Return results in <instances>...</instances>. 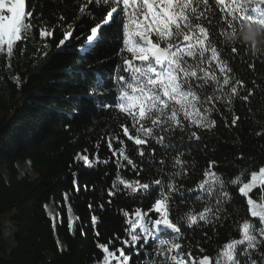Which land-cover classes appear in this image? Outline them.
I'll return each instance as SVG.
<instances>
[{
    "label": "snow or ice",
    "instance_id": "obj_1",
    "mask_svg": "<svg viewBox=\"0 0 264 264\" xmlns=\"http://www.w3.org/2000/svg\"><path fill=\"white\" fill-rule=\"evenodd\" d=\"M214 2L219 8V20L212 0H84L79 5L76 21L67 25L57 44L59 53L68 47L77 28L83 36L84 25L95 20L93 5L106 9V13L102 21L90 27L87 44L78 50L85 62L87 55L95 54L106 29H120L115 38L118 50L114 54L121 63L110 73L117 95L112 101L99 100L111 88L100 73L91 70L96 86L90 88L87 98L97 110L114 108L130 121L121 123L119 131L113 129L107 134V147L117 168L107 190L110 198L107 203L111 204V198L117 194L151 201L146 210L143 205L132 211L119 209L126 225L125 236H114L122 247L112 250L113 239L108 243L97 240L96 247L102 255L96 264H132L134 258L135 264H264V165L225 178L216 170L220 163L212 159L203 169L202 178L191 188L184 183L197 169L195 158L189 161L185 157L191 156L193 149H198L203 142L202 132H212L217 127L214 114H220L226 128H235L241 120L234 109L235 100L248 105L255 94L253 89H247L246 95L240 94L246 87L245 81L237 77L232 61L237 58L244 61L250 55L252 63L247 67L255 71L256 62L264 57V50L257 44L248 43L245 47L239 43L240 33L249 26L259 28V38L264 39V0ZM65 19L60 15V21ZM42 20L43 13H37L35 5L29 8L28 0H0V54L10 60L16 46L37 28L42 41L53 38L54 28L36 23ZM229 35L235 39H225ZM75 39L78 41L80 36ZM229 48L230 57L225 55ZM7 66L11 67L10 63ZM252 83L259 87L255 80ZM218 105L232 114L230 125ZM262 134L256 132L257 136ZM124 138L134 145L139 164L129 155ZM114 143L120 147L115 148ZM73 159L82 161L87 168L94 163H109L101 161L99 156L92 160L81 153ZM237 159L244 157L241 154ZM129 166L137 177L145 172H154V175L147 181L125 179L121 171L128 170ZM76 176L73 173V186L78 193ZM231 188L236 189L247 206V218L236 224L238 238L218 246L214 257L199 244L197 248L202 255L194 256L191 248L185 252L183 241L187 235L182 228L211 226L215 231L223 226L232 203ZM69 197L70 193L64 194L65 202ZM177 198L179 204L199 202L202 208L197 211L191 207L174 219ZM44 207L47 211L48 206ZM99 207L104 210L103 204ZM91 224L95 230L97 216L91 217ZM68 228L73 233L76 230L71 217ZM81 234H84L82 227ZM94 234L100 235L98 231ZM202 235L207 237L206 232ZM126 249L131 254H126Z\"/></svg>",
    "mask_w": 264,
    "mask_h": 264
},
{
    "label": "trees",
    "instance_id": "obj_2",
    "mask_svg": "<svg viewBox=\"0 0 264 264\" xmlns=\"http://www.w3.org/2000/svg\"><path fill=\"white\" fill-rule=\"evenodd\" d=\"M83 2L28 0L29 8L35 5V11L43 13V20L36 23L55 29L53 38L42 41L37 28L16 46L10 60L5 54H0V214H12L8 227L12 232L9 241L0 226V264H96L102 255L96 247L97 240L108 243L113 239L112 250L122 247L114 236H125L126 225L119 209L132 211L141 205L145 210L150 207L151 201L124 194H117L111 198V204L107 203L110 199L107 190L117 174L113 163L115 158L107 147V134L113 129L119 131L121 123L130 121L114 108L97 110L87 97L90 88L96 86V77L91 70L100 73L111 88L109 94L98 97L99 100L112 101L117 95L110 73L116 64L121 63L119 56L114 54L118 50L115 38L120 29H106L95 54L87 55L85 62V57L78 50L87 44L90 27L102 21L106 13V9L93 5L95 20L84 25L83 36L77 28L68 47L58 53L57 44L63 38L67 25L76 21L79 5ZM212 6L216 10V20H219V8L214 0ZM251 6L255 7V3ZM62 14L66 17L64 21L59 20ZM250 34H254L255 39H250ZM76 36H80L78 41ZM225 39L235 37L229 35ZM239 43L245 47L248 43L257 44L264 50V39L259 38L257 27H246L240 33ZM241 52H244L243 48ZM225 55L231 56L230 48ZM262 60L264 57L256 62L255 71L247 67L252 63L250 55L245 56L244 61L239 58L232 61L237 77L245 81L246 87L240 90V94L246 95L247 89H253L255 94L248 105L235 100V112L241 117L235 128H226L220 114H214L217 127L212 132H202L203 142L198 149H193L191 156L185 157L189 161L195 158L197 165L196 173L184 182L188 188L202 178L208 160L220 163L216 170L225 178L264 165V134L256 135L258 131L264 133ZM9 63L11 67L7 66ZM253 80L259 87L252 83ZM218 106L230 125L232 114L223 105ZM126 144L129 155L139 164L141 161L134 145L127 140ZM113 146L120 147L115 143ZM77 153L86 154L92 160L99 156L101 161L109 163H94L93 167L87 168L82 161H74ZM241 154L244 159H237ZM73 173L77 174L78 193L73 186ZM121 175L128 180L141 178L147 181L154 172H145L137 177L129 166L128 170L121 171ZM230 190L232 203L228 206L223 226H218L215 231L211 226L192 230L182 228L187 235L183 241L185 252L191 248L194 256L202 255L197 248L199 244L214 257L218 246L228 239L238 238L236 224L247 218V206L235 188ZM65 193H70L67 202ZM47 204L52 206L53 218L45 210ZM101 204L104 205L103 211L99 207ZM177 204L174 219L191 207L197 211L202 208L199 202L179 204L178 198ZM93 215L98 217L95 230L91 224ZM69 217L76 226L74 233L68 228ZM94 231L100 233L99 237ZM204 232L207 237L202 235ZM125 251L131 254V250ZM132 264H135V258Z\"/></svg>",
    "mask_w": 264,
    "mask_h": 264
},
{
    "label": "rangeland",
    "instance_id": "obj_3",
    "mask_svg": "<svg viewBox=\"0 0 264 264\" xmlns=\"http://www.w3.org/2000/svg\"><path fill=\"white\" fill-rule=\"evenodd\" d=\"M47 206H48L47 210H48L50 216L53 218L54 212H53L52 206H51V204H47ZM11 215L12 214L10 212L0 214V226L3 227L4 236L7 238L8 241L11 238V233H12L11 230L8 229L9 219H10Z\"/></svg>",
    "mask_w": 264,
    "mask_h": 264
},
{
    "label": "clouds",
    "instance_id": "obj_4",
    "mask_svg": "<svg viewBox=\"0 0 264 264\" xmlns=\"http://www.w3.org/2000/svg\"><path fill=\"white\" fill-rule=\"evenodd\" d=\"M250 39H255V35L254 34H250Z\"/></svg>",
    "mask_w": 264,
    "mask_h": 264
}]
</instances>
